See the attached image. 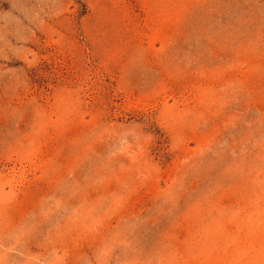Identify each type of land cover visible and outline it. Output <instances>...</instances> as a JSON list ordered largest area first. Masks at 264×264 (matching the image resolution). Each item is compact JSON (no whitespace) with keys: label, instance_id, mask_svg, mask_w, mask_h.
Returning <instances> with one entry per match:
<instances>
[{"label":"rangeland","instance_id":"374dc122","mask_svg":"<svg viewBox=\"0 0 264 264\" xmlns=\"http://www.w3.org/2000/svg\"><path fill=\"white\" fill-rule=\"evenodd\" d=\"M0 264H264V0H0Z\"/></svg>","mask_w":264,"mask_h":264}]
</instances>
